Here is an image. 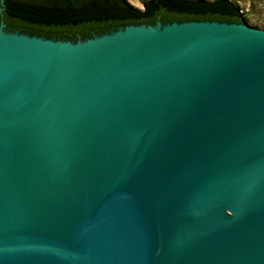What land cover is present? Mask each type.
I'll use <instances>...</instances> for the list:
<instances>
[{
  "label": "water",
  "instance_id": "water-1",
  "mask_svg": "<svg viewBox=\"0 0 264 264\" xmlns=\"http://www.w3.org/2000/svg\"><path fill=\"white\" fill-rule=\"evenodd\" d=\"M0 22V264H264V28Z\"/></svg>",
  "mask_w": 264,
  "mask_h": 264
},
{
  "label": "trees",
  "instance_id": "trees-1",
  "mask_svg": "<svg viewBox=\"0 0 264 264\" xmlns=\"http://www.w3.org/2000/svg\"><path fill=\"white\" fill-rule=\"evenodd\" d=\"M188 21L242 23L226 0H146L141 10L125 0H0V22L7 30L73 43L129 25Z\"/></svg>",
  "mask_w": 264,
  "mask_h": 264
},
{
  "label": "rangeland",
  "instance_id": "rangeland-1",
  "mask_svg": "<svg viewBox=\"0 0 264 264\" xmlns=\"http://www.w3.org/2000/svg\"><path fill=\"white\" fill-rule=\"evenodd\" d=\"M125 1L130 6L141 10L143 2H145L146 0H125ZM203 1L211 2L214 0H203ZM226 1L230 2L232 5L235 6L242 20V24L248 26L238 1L237 0H226ZM243 1L250 15V18L253 22V25L260 28H264V0H243Z\"/></svg>",
  "mask_w": 264,
  "mask_h": 264
}]
</instances>
